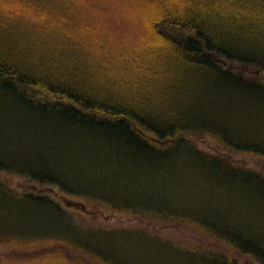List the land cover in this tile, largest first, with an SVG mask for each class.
Here are the masks:
<instances>
[{
	"label": "trees",
	"instance_id": "trees-1",
	"mask_svg": "<svg viewBox=\"0 0 264 264\" xmlns=\"http://www.w3.org/2000/svg\"><path fill=\"white\" fill-rule=\"evenodd\" d=\"M125 3L138 18L133 47L93 25L85 0H0V173L88 200V217L182 224L233 253L139 227L90 231L73 208L1 180L0 207L46 219L39 237L13 234L0 217V242L39 253L12 264H81L63 248L95 264H264V172L194 141L264 159V0ZM176 198L210 213L156 207ZM71 226L84 243L68 236ZM118 234L128 236L116 250Z\"/></svg>",
	"mask_w": 264,
	"mask_h": 264
},
{
	"label": "rangeland",
	"instance_id": "rangeland-1",
	"mask_svg": "<svg viewBox=\"0 0 264 264\" xmlns=\"http://www.w3.org/2000/svg\"><path fill=\"white\" fill-rule=\"evenodd\" d=\"M83 1V0H79ZM88 7L90 8V15L92 16V24L98 27L101 31H103L106 36H108L111 40H115L116 42H120L126 46L133 47V44L131 43V39L136 38V32L135 29V21L138 20V18L135 17L134 14L135 11H133L127 3H125V0H85ZM86 14V13H84ZM138 15V13L136 14ZM127 27L128 32L125 33L122 30H119L118 27ZM197 147L203 151V152H209L213 153V155H219L224 156L229 162L233 163L234 165L238 166H244L246 168H252L254 170H258L260 172H264V159L250 155V154H242V155H225L221 152V150L217 149L214 142L209 138H201V139H195L194 140ZM147 167L140 166V170H144ZM0 180L4 182L5 184L9 185L11 188L19 190L20 192H29V193H41L43 195H47L51 197L53 200L61 203L66 208H73V212L69 211L71 215L75 218V223L79 226L87 229L97 231L96 228L100 227L101 225L105 227H114V228H144L146 229V232L148 233H154L158 236H160L163 239H166L168 241H171L173 243L179 244L181 246H189L185 243H193L198 245L197 247L200 248H206L209 250H219V251H225L228 254H232L229 249L223 248L215 243H209L205 240L199 238L196 236L194 231L184 227L182 224H177V226H170V225H160L158 223H161L159 219L146 217L144 221L133 218V217H126V216H113L110 212L103 211L102 214L88 217L82 212L83 207H86L88 209H95V206L92 204V202H89L88 200H82V199H73L72 197L66 196L63 193H61L56 187H46V186H38L36 184H33L29 181H27L25 178L20 176H12V175H6L3 173H0ZM190 191L195 193H200L203 191V189H200L198 192L197 187L195 185L191 186L189 188ZM135 194V193H134ZM186 195V194H185ZM184 195V196H185ZM188 195H192V193L188 192ZM2 196L0 195V199ZM177 203L175 205H172L169 203V199H165L163 201H159V203L156 205V207H168L169 212L171 214H181L182 211H186L188 214H201V212H205L207 215H209L210 211L202 206H194L193 208H187L185 205V202L187 198H176L175 199ZM71 202H78V205L71 206ZM11 206L8 204H4L0 207V217H4V224L7 225L10 229V231L13 234H20L21 236L23 234L29 235L30 232H35V234L41 233L44 228L41 224H43L44 219H46L40 211L37 209L35 211H27L25 215H23L22 210L17 211L15 213H10ZM8 212L7 217L6 212ZM166 223V222H162ZM46 224H49V222L46 220ZM170 224V223H168ZM68 236H73L77 242L84 243L85 240H87L83 235V240L78 236L76 230L71 226L70 231L68 233ZM128 235L124 234H118L116 237V242L114 248L116 250L120 249L124 241H126V237ZM39 237H41V234H39ZM248 237H251L249 235ZM29 238V237H27ZM138 240V239H137ZM140 245L144 246L143 242L138 240ZM214 248V249H213ZM142 248L141 250H143ZM64 255L68 258H72L77 260L81 264H95L99 263L93 258L74 253L71 251V249L63 248L62 249ZM132 250L128 251L131 252ZM215 251V250H214ZM116 252L109 251L107 254V258H111L114 256ZM39 253H26L23 249L6 245L5 243L0 242V264H12L15 260H21L25 259L26 257L36 256ZM244 264H252L247 259H240ZM249 263H248V262Z\"/></svg>",
	"mask_w": 264,
	"mask_h": 264
}]
</instances>
